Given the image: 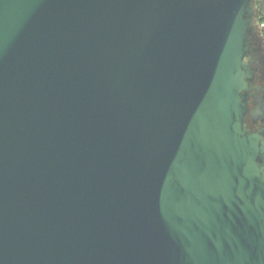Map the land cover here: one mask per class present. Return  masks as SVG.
Listing matches in <instances>:
<instances>
[{
  "label": "water",
  "instance_id": "obj_1",
  "mask_svg": "<svg viewBox=\"0 0 264 264\" xmlns=\"http://www.w3.org/2000/svg\"><path fill=\"white\" fill-rule=\"evenodd\" d=\"M259 15L0 0V264H264Z\"/></svg>",
  "mask_w": 264,
  "mask_h": 264
},
{
  "label": "flooded vegetation",
  "instance_id": "obj_2",
  "mask_svg": "<svg viewBox=\"0 0 264 264\" xmlns=\"http://www.w3.org/2000/svg\"><path fill=\"white\" fill-rule=\"evenodd\" d=\"M257 83L264 85V81H257ZM256 105H257V102L254 99H252L250 101V110H253L256 107ZM248 124H250V126L252 127V129H259L262 126H264V123L259 122V123L256 124L252 120H250L249 118H248Z\"/></svg>",
  "mask_w": 264,
  "mask_h": 264
},
{
  "label": "trees",
  "instance_id": "obj_3",
  "mask_svg": "<svg viewBox=\"0 0 264 264\" xmlns=\"http://www.w3.org/2000/svg\"><path fill=\"white\" fill-rule=\"evenodd\" d=\"M259 1V10H260V15H259V23L262 25L264 23V0H258ZM264 36V32H263Z\"/></svg>",
  "mask_w": 264,
  "mask_h": 264
},
{
  "label": "rangeland",
  "instance_id": "obj_4",
  "mask_svg": "<svg viewBox=\"0 0 264 264\" xmlns=\"http://www.w3.org/2000/svg\"><path fill=\"white\" fill-rule=\"evenodd\" d=\"M263 24H264V23H263ZM261 29H262V32H264V26H263V27L261 26Z\"/></svg>",
  "mask_w": 264,
  "mask_h": 264
},
{
  "label": "built area",
  "instance_id": "obj_5",
  "mask_svg": "<svg viewBox=\"0 0 264 264\" xmlns=\"http://www.w3.org/2000/svg\"><path fill=\"white\" fill-rule=\"evenodd\" d=\"M262 27L264 26V24L261 25Z\"/></svg>",
  "mask_w": 264,
  "mask_h": 264
}]
</instances>
